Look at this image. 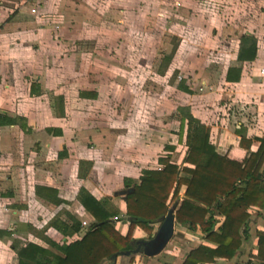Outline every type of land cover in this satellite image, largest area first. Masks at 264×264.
Here are the masks:
<instances>
[{"label": "crops", "instance_id": "0c3cea01", "mask_svg": "<svg viewBox=\"0 0 264 264\" xmlns=\"http://www.w3.org/2000/svg\"><path fill=\"white\" fill-rule=\"evenodd\" d=\"M24 1L0 0V264H18L15 243L46 245L47 238L61 243L82 236L85 227L72 235H64L55 227L58 220L71 223V217L93 222L80 201L81 189L97 199L109 198L124 212V195L116 193L127 189L125 180L139 184L143 171L157 169L161 166L159 158L169 153L172 162L183 167L188 147L185 135L183 140L179 136L180 107L189 106L192 114L210 128L211 142L225 160L243 166L250 151L260 148V139H264V0L213 1L212 13L203 25L210 28L214 65L195 69L191 73L195 76L187 80L175 79L176 70L172 73L168 86L182 101L183 94L189 99L180 103L176 98L171 111L176 115L171 118L150 114L149 90L142 87L140 103L134 87L125 85L120 77L119 64L112 61L117 69L110 71L98 67L102 60L98 46L92 51L76 50L73 40L89 41L91 37L78 30L72 40L66 37L65 27L70 25H64L56 14L60 5L97 10L89 6L92 0H35L36 14L24 13ZM201 1L192 3L201 7ZM198 6L192 9L196 17L201 14ZM194 20L199 25L200 19ZM195 21H191L194 26ZM246 36L255 40V57L240 64L238 57ZM111 39L110 43L120 42V38ZM93 40L97 45L103 43L102 37ZM178 44L167 54L173 56L167 66H161L162 75L168 71ZM233 67L240 72L232 70L228 75ZM182 79L190 93L178 88ZM105 89L111 92L109 112L96 108L104 99ZM81 91L97 96H82ZM125 100L126 108L121 110ZM180 195L182 199L184 189ZM250 212L246 237L235 256L205 264L260 263L256 233L264 230V208L252 207ZM216 216L217 229L223 216ZM116 227L125 235L129 220H117ZM175 229L192 237L190 250L201 244L217 246L204 237L200 226L192 230L188 223L175 221ZM132 236L136 240L146 238L139 226ZM169 242L158 255H145L146 259L139 257L141 253L119 255L115 264H183L190 250L183 254L175 238ZM181 255L184 258L180 262L171 257Z\"/></svg>", "mask_w": 264, "mask_h": 264}, {"label": "trees", "instance_id": "16d2710c", "mask_svg": "<svg viewBox=\"0 0 264 264\" xmlns=\"http://www.w3.org/2000/svg\"><path fill=\"white\" fill-rule=\"evenodd\" d=\"M243 41L238 57L240 64L255 57L253 36H246ZM172 56H164L166 66ZM232 70L240 72L238 67H233L228 75ZM178 88L191 92L184 79ZM80 94L97 96L95 92L81 91ZM179 115L180 140L185 135L188 147L183 167L173 163L169 153L159 158L161 166L157 169L143 171L139 184L125 180V188L133 190L123 196L126 204L124 212L109 198L97 199L87 189H81L80 201L93 216V222L85 226L82 221L71 217V223L58 220L55 227L64 235L80 232L85 227L84 234L61 243L47 238L46 245L15 243L13 248L18 255V264H103L106 260L111 261L114 253L134 247L136 239L132 235L136 226L147 233L148 239L151 238L155 224L161 222L173 201H179L175 209L177 223H188L192 230L200 226L204 237L217 244L215 248L201 244L191 249L183 264L215 263L216 258L232 259L241 248L243 237H246L250 209L264 208V172L261 171L264 139H260V148L256 152L250 151L244 165L239 166L217 153L211 142L210 128L192 114L189 106L180 107ZM5 122L13 123V120L6 119ZM244 145L250 148L249 144ZM166 148L173 150L172 146ZM183 189L184 197L180 199ZM216 215L223 216L217 229L219 219ZM115 217L118 220L129 219V230L125 235L117 229ZM256 234V257L260 260L259 264H264V230H257Z\"/></svg>", "mask_w": 264, "mask_h": 264}, {"label": "rangeland", "instance_id": "374dc122", "mask_svg": "<svg viewBox=\"0 0 264 264\" xmlns=\"http://www.w3.org/2000/svg\"><path fill=\"white\" fill-rule=\"evenodd\" d=\"M34 1H24L23 5H27V8H24V13L33 14L31 8L35 5ZM213 1L202 0L201 7H199L193 4L192 0H92L89 6L97 10H82L79 7L74 9L69 6L70 4H67V6L64 4L63 6L60 5L56 14L65 21L64 25H70L65 27L66 37L70 40H72L77 30L83 35L91 37L89 41L80 38L73 40L76 43L75 48L78 52L92 51L98 46L99 48L96 49L97 54L102 59L99 61L101 65L98 64V67L110 71L112 68L117 69L112 66V61L119 64L120 68L117 70H119L120 77L125 85L130 84L134 87V95L137 99L142 98V87L149 90L148 96L152 104L150 114L157 118L161 116L171 118L172 115H176L171 113L175 109L176 98L180 103H186V100L189 99V95L183 94L185 99L182 101L181 98L177 97V91L168 86L167 81L171 79L172 73L176 70L175 79L179 80L180 77H184L187 80L195 76V72L194 76L191 75L195 69H197L196 71L203 70L207 67L212 68L214 65L212 57L210 58L212 47L210 44V28L203 25V21L208 18L207 15L212 13ZM218 5L217 3L216 6ZM196 6H198L201 13L198 17L192 11ZM21 8L19 7V9ZM194 19H200L199 25ZM90 20L93 21V24L85 25ZM81 21L84 22V25L82 24L84 27L79 28ZM191 21H195L196 26ZM59 30H61V27ZM94 37H102L103 43L100 45L95 44ZM111 37L113 39L120 38V42L110 43ZM177 44L178 48L174 59L166 74L162 75L159 71L163 69L161 66H164L163 58L165 55L171 54ZM76 50H73V52ZM196 76L200 79L198 74ZM103 95L104 99L96 105V108L105 109L109 112L112 106L111 92L105 89ZM108 95L110 96L108 97ZM125 108L126 100L124 105L121 102V110ZM121 110L119 111L120 114ZM124 115L127 114L124 113ZM173 204L174 201L171 202L170 207ZM158 227L159 224L155 226L154 233ZM178 227L180 228L179 224ZM145 234L147 238V233ZM173 238L180 245L183 254L189 251L194 244L190 235H185L176 229ZM139 257L146 259L142 253ZM171 257L180 262L183 255ZM111 262L106 260L103 264H110ZM170 263L172 264V262Z\"/></svg>", "mask_w": 264, "mask_h": 264}, {"label": "water", "instance_id": "95a60500", "mask_svg": "<svg viewBox=\"0 0 264 264\" xmlns=\"http://www.w3.org/2000/svg\"><path fill=\"white\" fill-rule=\"evenodd\" d=\"M133 188H127L118 191L117 195H126L127 193L131 192ZM178 202H175L167 212V214L162 218L157 231L152 235L151 238H143L136 240L134 247L132 249L126 251H120L114 253L110 259V264H115L117 257L119 255H132L137 253H143L147 256H155L160 254L169 241L172 239L175 230V209L177 207ZM125 220H129L125 217Z\"/></svg>", "mask_w": 264, "mask_h": 264}, {"label": "built area", "instance_id": "2783aa9c", "mask_svg": "<svg viewBox=\"0 0 264 264\" xmlns=\"http://www.w3.org/2000/svg\"><path fill=\"white\" fill-rule=\"evenodd\" d=\"M23 4H24V2H23ZM22 4V6L24 7V8H27V5H23ZM31 12L33 13V14H35L36 12H37V9L36 8H31ZM262 72H264V68L262 69ZM115 220H118V218L117 217H115ZM83 222V225H85V226H87L89 223L87 222V221H82Z\"/></svg>", "mask_w": 264, "mask_h": 264}]
</instances>
